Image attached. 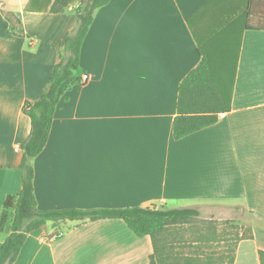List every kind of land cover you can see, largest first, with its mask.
<instances>
[{"label": "crops", "instance_id": "obj_1", "mask_svg": "<svg viewBox=\"0 0 264 264\" xmlns=\"http://www.w3.org/2000/svg\"><path fill=\"white\" fill-rule=\"evenodd\" d=\"M53 2L0 0V245L14 216L4 200H16L22 187L21 144L31 126L23 107L43 93L76 24L79 0L61 12L50 10ZM247 2L110 0L98 7L74 71L79 81L61 97L48 141L31 161L37 207H239L238 222L252 237L238 241L233 262L213 264H260L264 30L246 27ZM7 12L19 20L12 30ZM201 52L235 62L230 108L175 139L178 87ZM153 251L150 235H136L122 219L47 222L27 234L11 264H149Z\"/></svg>", "mask_w": 264, "mask_h": 264}, {"label": "trees", "instance_id": "obj_2", "mask_svg": "<svg viewBox=\"0 0 264 264\" xmlns=\"http://www.w3.org/2000/svg\"><path fill=\"white\" fill-rule=\"evenodd\" d=\"M76 0H54L50 10L61 12ZM77 19L74 28L65 38L64 45L58 49V61L54 64L47 85L41 96L33 102H26L23 111L30 118V132L21 144L23 157L22 187L14 200L7 196L4 207L13 206L14 216L11 231L0 245V264H11L17 258L29 232L40 228L47 222L59 225L64 221H84L101 218L122 219L138 236L150 235L154 251L149 264L170 263L176 258L169 250L164 233L169 227L193 222L200 215L198 206L165 208L152 206H126L121 208H63L39 209L34 196L32 158L38 155L48 141L50 129L58 102L64 93L79 81L74 71L79 66L83 39L93 20L94 11L110 0H79ZM259 17L260 23L249 24L251 16ZM10 29H14L19 20L6 13ZM246 27L264 30V0H248L246 3ZM199 63L181 80L178 87L177 115L173 123V137L179 139L218 120V115L230 108L235 62L224 54L209 55L202 53ZM220 56V57H219ZM252 237L248 232L240 234L233 246H228L225 257H213L203 254L200 258H184L182 264L231 263L235 259V249L239 240ZM200 241L205 242L203 234ZM259 263L264 264V250H258ZM198 260V262H196ZM178 264V263H176Z\"/></svg>", "mask_w": 264, "mask_h": 264}, {"label": "rangeland", "instance_id": "obj_3", "mask_svg": "<svg viewBox=\"0 0 264 264\" xmlns=\"http://www.w3.org/2000/svg\"><path fill=\"white\" fill-rule=\"evenodd\" d=\"M255 23H260V20ZM242 214L243 210L239 207L209 206L201 209L199 217L193 222L169 227L163 236L170 245V252L177 253L176 258L169 262L182 264L184 258H200L201 253L218 258L227 256V247L233 246L242 232H248L249 228L242 227L238 222ZM201 234L205 237V242L200 241L201 248L206 246L205 252L196 249L199 240H202L199 239Z\"/></svg>", "mask_w": 264, "mask_h": 264}, {"label": "built area", "instance_id": "obj_4", "mask_svg": "<svg viewBox=\"0 0 264 264\" xmlns=\"http://www.w3.org/2000/svg\"><path fill=\"white\" fill-rule=\"evenodd\" d=\"M88 78H89V76L87 75V74H84L83 76H82V82H84V81H87L88 80Z\"/></svg>", "mask_w": 264, "mask_h": 264}, {"label": "water", "instance_id": "obj_5", "mask_svg": "<svg viewBox=\"0 0 264 264\" xmlns=\"http://www.w3.org/2000/svg\"><path fill=\"white\" fill-rule=\"evenodd\" d=\"M55 234H57V231H55L54 233L50 234V236H54Z\"/></svg>", "mask_w": 264, "mask_h": 264}]
</instances>
